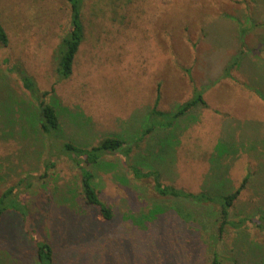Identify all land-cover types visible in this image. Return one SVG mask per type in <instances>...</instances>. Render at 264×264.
Here are the masks:
<instances>
[{
  "label": "rangeland",
  "instance_id": "374dc122",
  "mask_svg": "<svg viewBox=\"0 0 264 264\" xmlns=\"http://www.w3.org/2000/svg\"><path fill=\"white\" fill-rule=\"evenodd\" d=\"M66 0H0L8 44L0 45V194L14 187L26 214L0 220V264H36L47 240L54 264H264V0H85L84 39L69 78L55 50L70 26ZM51 91L60 129L41 133L32 97L14 65ZM158 109L200 93L170 128L155 127L129 155L141 171L188 192L225 194L248 181L229 210L245 225L215 239L219 206L160 197L135 179L122 155L92 168L102 220L80 194L79 171L53 144L90 147L109 135L137 139ZM177 207L205 218L201 229ZM19 209V208H18ZM28 227V229H26Z\"/></svg>",
  "mask_w": 264,
  "mask_h": 264
},
{
  "label": "trees",
  "instance_id": "16d2710c",
  "mask_svg": "<svg viewBox=\"0 0 264 264\" xmlns=\"http://www.w3.org/2000/svg\"><path fill=\"white\" fill-rule=\"evenodd\" d=\"M70 7V26L65 35L60 39L56 50H55V62H56V73L58 74L59 80L67 79L72 73L73 63L77 54L78 48L84 39V26L81 17V8L85 0H66ZM8 35L0 20V45L6 46L8 44ZM13 68L17 71V74L21 80L23 88L32 97L31 103L37 110L38 114V127L41 133L54 136L56 131L60 129V121L58 111L55 105L46 102L45 98L53 91V88L49 91L40 92L36 86L34 79L28 75L20 65H14ZM160 95L157 93L154 105L149 111V125L145 127L141 135L134 140H128L117 135H109L100 139L97 143L90 147H84L73 144L71 142H63L61 148L59 145L53 144L55 149L51 152L55 156L59 153L66 155L79 171V187L80 194L83 201L95 207L98 211L99 217L102 220H110L113 217L112 208L103 202L96 187L94 185L95 173L92 168H97L104 165H110L111 163L104 162L102 158L106 154L122 155L125 159L127 168L130 169L135 179L151 178L153 182L152 189L156 195L160 197H173L186 199L198 204L214 203L219 206L217 209L218 220L217 230L214 234L215 239L219 240V237L223 235L226 228L238 229L245 225L246 219L240 217L238 219H229V210L233 202L238 198L239 194L243 190L245 184L248 181V174H246L241 180L239 186L233 191L219 195L210 194L206 191L188 192L183 189L177 188L173 185H168L160 180V175L157 170L141 171L133 162L129 161L130 152L139 144L144 141L148 134L155 127L170 128L175 119L185 114L190 108L201 105L205 106L206 103L200 93H196L192 98L179 104L173 111H163L158 109V101ZM14 187H10L0 194V220L7 210H15L19 214H26L25 206L21 204V200L13 198ZM19 208V209H18ZM176 215L183 221L193 222L201 229L206 223L205 218L201 215L198 217L191 210L177 207L174 208ZM255 227H258L264 232V218L260 217V221L255 222ZM28 229V227H26ZM35 247V255L37 259L36 264H54V253L50 243L45 239H36L32 237ZM212 261L210 264H218L217 254L213 252ZM231 264H237L236 260L231 257Z\"/></svg>",
  "mask_w": 264,
  "mask_h": 264
}]
</instances>
